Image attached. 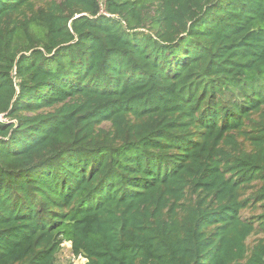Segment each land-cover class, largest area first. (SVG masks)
<instances>
[{
    "label": "trees",
    "instance_id": "trees-1",
    "mask_svg": "<svg viewBox=\"0 0 264 264\" xmlns=\"http://www.w3.org/2000/svg\"><path fill=\"white\" fill-rule=\"evenodd\" d=\"M63 241L264 264V0H0V264Z\"/></svg>",
    "mask_w": 264,
    "mask_h": 264
},
{
    "label": "rangeland",
    "instance_id": "rangeland-1",
    "mask_svg": "<svg viewBox=\"0 0 264 264\" xmlns=\"http://www.w3.org/2000/svg\"><path fill=\"white\" fill-rule=\"evenodd\" d=\"M46 0H36L37 5H43ZM242 139L241 136L238 137ZM246 196V195H244ZM260 212V208L257 204H251L250 206L246 207L243 210V214L245 216H251ZM260 233L258 231L253 232L251 236H249L247 243L251 245L254 243L258 238H260ZM85 258L82 255H75L71 251V246L69 241H63L60 245V250L58 252V263L59 264H83Z\"/></svg>",
    "mask_w": 264,
    "mask_h": 264
}]
</instances>
